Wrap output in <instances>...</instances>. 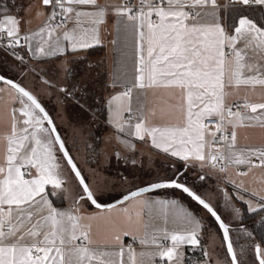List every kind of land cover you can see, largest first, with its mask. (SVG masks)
I'll return each mask as SVG.
<instances>
[{
  "label": "snow or ice",
  "instance_id": "1",
  "mask_svg": "<svg viewBox=\"0 0 264 264\" xmlns=\"http://www.w3.org/2000/svg\"><path fill=\"white\" fill-rule=\"evenodd\" d=\"M50 6L46 23L35 33L40 38L35 49L31 46L33 36L21 34L16 16L5 15L0 22V33H6L7 47H21V39L29 53L53 55L60 49L61 37L70 43L73 51L90 46L89 36L97 39L96 28L84 27L103 22L106 10L96 5V0H42ZM233 4L264 7V0H231ZM92 5L94 11L79 10L76 6ZM217 0H124V6L114 7V13L130 23L137 53L134 82L121 94L115 95L109 104L115 105V118L125 119L128 130L136 138H151L156 149L177 158L185 166L196 161L203 167L221 163L220 171L226 172L227 164L264 167V148H243L236 145L237 123L259 121L264 127V96L252 101L246 95L240 97L241 86L264 87V25H258L243 13L237 22L223 23ZM231 29V31H229ZM53 33L56 34L53 38ZM47 37V39H45ZM47 44V49L45 48ZM242 45V46H241ZM13 56L24 63V56ZM0 84L15 90L14 100L20 105L13 108L6 133H0V264H125L122 259L124 246L119 233L114 235L118 249L100 246L95 238L91 221L94 216L79 215L72 210H60L53 198L61 189L59 163L55 156L57 144L67 157L74 174L80 177L83 193L79 199H87L96 208L103 205L65 150L64 142L49 114L36 97L17 82L0 76ZM162 88L172 93V102L161 109L162 123L154 120L157 113L150 110L145 115L144 101L136 98V116L133 122V89ZM67 91V89H63ZM5 93L0 87V99ZM243 101L241 104L233 99ZM127 104V106H125ZM237 110H233V109ZM127 112V117L122 113ZM178 113V114H177ZM51 127H46L45 125ZM215 125V131L210 125ZM125 131V124L119 127ZM227 144L224 152L218 145ZM254 158L257 163H254ZM249 172H241L247 176ZM206 177L201 176L203 180ZM46 186H48L46 188ZM174 187L182 189L196 200L219 222L227 252L232 264H244L233 248L229 227L220 215L198 194L175 179L169 183H154L125 195L123 201L151 189ZM237 199L243 201V197ZM264 201V197L261 198ZM167 205L168 202H157ZM175 205V201L172 202ZM255 211V209H253ZM260 210L264 211V207ZM237 211H239L237 209ZM128 213L129 209L125 208ZM183 231L163 239L171 240L165 246L155 234L140 239L141 244L155 246L154 251H141L139 262L130 256L131 264H155V259H166L171 264H181L180 247L200 243L198 229L201 222L192 213L180 209ZM130 218V217H129ZM124 235H129L127 230ZM251 233L248 238L251 239ZM137 239L133 237V240ZM129 253L132 247L128 246ZM243 251V250H241ZM254 251L258 264H264V247L257 244Z\"/></svg>",
  "mask_w": 264,
  "mask_h": 264
},
{
  "label": "crops",
  "instance_id": "2",
  "mask_svg": "<svg viewBox=\"0 0 264 264\" xmlns=\"http://www.w3.org/2000/svg\"><path fill=\"white\" fill-rule=\"evenodd\" d=\"M132 1L137 3V0ZM217 2L220 5L219 15L223 18V23L228 24L227 18L230 9L247 8L250 10V15L247 16L258 25H264L262 23L264 22V7L243 6L240 3L233 4L231 0H217ZM15 3L18 9L15 15H17L19 21V31L21 34L33 36L31 46L35 49L36 45L40 43V38L35 33L46 23L49 6L43 5L42 0H15ZM123 3L124 0H96V5L106 10V16L103 18V22L96 25H92L88 21L85 22V28L91 30L95 27L97 30V39H92L89 36V47L73 51L70 43L63 41L61 37L60 49L63 51H56L53 55L32 54L25 49L29 60L27 65L10 58L0 50V73L8 78L2 73L7 70L13 77H17L15 68H29V65H31L49 78L61 81L62 87H59L61 98L57 102H59L60 109L66 113L69 119L73 120L74 118L67 114V104L87 112V117L84 115L82 122H76L81 127H86V142L89 144L88 147L94 150V165L89 164L88 176L92 184L95 185V188H90L97 201L103 206L113 204L125 195L154 183L175 179L174 173L163 174L164 171L160 168H167L169 165L182 167L193 176L192 181L196 183L195 185L198 188L206 187L209 183L225 197L226 203H224V206L227 202L229 203L226 212L230 211L232 202L236 203L242 218L236 221V226H230V236L233 238L235 249L244 264H258L254 247L257 244L264 247V242L260 243L256 240L253 229L257 223L264 222V211L260 210L264 207V201L261 199L264 197V167H253L249 170L248 166L245 165L227 164L225 166L226 172H221L220 162H217L215 167L211 163H205L201 167L200 163L196 161H190L191 166L186 167L177 158L156 149L152 145L150 137H146L144 140L136 138L128 130L125 119L117 120L115 118V105L109 104V101L113 96L125 91L126 87H130L137 74V53L134 36L131 29L125 31L124 27L125 24L130 22L125 17L114 13V7H121ZM76 7L84 11L95 10L92 5ZM55 36L56 34L53 33V38ZM44 46L47 49L46 43ZM8 63H11L13 67L11 68ZM0 87L5 89L4 96L0 99V133H6L12 110L13 108L19 109L20 105L14 100L17 95L15 90H11L9 94L8 85L0 84ZM63 89H67V91ZM69 94L73 98H70ZM100 95L104 97L101 134L100 114L98 113L100 111ZM245 95L252 101H259L260 97L264 96V87L260 85L254 87L241 86L240 97ZM138 96L144 101L145 115H148L150 110L154 109L156 111L157 115L154 120L157 124L162 123L160 118L161 109H167L172 102L179 103L178 99L170 100L172 93L166 89H133V99L131 101L133 122H135L136 98ZM84 98L88 99L87 103ZM233 99H236L237 102L242 101L237 97ZM257 111L258 113L264 112V110L259 109ZM244 112L251 114L250 109ZM127 116V112L122 113V117ZM85 120L86 122H84ZM122 123L125 124L124 132L119 131ZM211 130L215 131V129ZM235 130L237 133L235 143L238 148H264V127L261 126L259 121L244 122L242 124L238 122ZM226 149L227 146L220 151L224 152ZM55 156L57 157L56 151ZM254 163L258 164L255 158ZM157 170L161 172H157ZM64 171H59L58 178L62 181V187L56 190L57 195L53 198L54 206L60 210H72L79 215L96 217L91 223L96 241L100 246L107 245L110 248L118 249L119 245L115 243L114 235L119 233L121 244L124 246V255L118 259H122L125 264H131L130 256L139 262L141 259H146L140 257L139 253L141 251L155 250L154 245L139 242L146 235L150 236L155 230H158L155 231V234L163 243L165 240L163 239L164 232H168L169 236L173 232H182L181 208L192 213L202 225V228L198 229L197 232L200 243L196 246L184 244L180 247L182 253L181 264H185L186 260L192 255L195 256L196 253L198 254V264H227L225 260V255H227L225 243L221 244L217 232L206 231V216L195 208L189 200L181 196L178 193L179 191L174 189L159 190L135 197L111 208L100 209L92 205L86 198L79 199L81 195L85 196L82 187L77 181L73 182L69 174L66 177ZM241 172H249V174L243 176L240 175ZM158 175L161 177L157 178ZM147 176L150 177V181H148ZM201 176L206 178L201 180ZM83 177L90 186L84 174ZM136 177H140L138 183L128 185L125 188L119 187L114 191H111L107 186L100 185V180L110 183L112 179L116 178L137 180ZM66 183L70 185L69 191L64 190ZM238 196L243 197V201L237 199ZM165 201L168 202L167 205L157 203ZM173 201H175L174 206L172 205ZM125 208L129 209L128 213L124 212ZM255 212H258L255 221H250L246 225L241 224L244 213ZM232 229H234V232H232ZM124 230H127L129 235H124ZM248 233L252 234L251 239L248 238ZM133 237L137 239L133 240ZM130 240L135 242V245L131 246L132 253L128 251ZM167 240L169 244L166 246H171V240ZM158 259L159 257L155 259V264Z\"/></svg>",
  "mask_w": 264,
  "mask_h": 264
},
{
  "label": "rangeland",
  "instance_id": "3",
  "mask_svg": "<svg viewBox=\"0 0 264 264\" xmlns=\"http://www.w3.org/2000/svg\"><path fill=\"white\" fill-rule=\"evenodd\" d=\"M2 19H3V16H0V22H2ZM8 65L11 68L13 67L11 63H8ZM15 71H16L17 77H13L11 74L8 73L7 70H4L2 73L3 75L7 76L9 79L11 80L13 79V81H17L18 84L23 86L28 92H30L34 97H36L37 100L44 106V108L47 110V112L53 119V122L56 125L62 137V140L65 142L66 148L70 152L82 176L84 174L85 177L88 179V182L90 184L89 188L90 187L95 188V185L92 184V181L90 177L88 176L89 164L94 165L93 163L95 160L94 155H93L94 150L88 147L89 144L86 142L87 141V138H85V134H87L86 127H81L80 125H78V122H76V121L82 122L83 120L82 117L84 118V115H86L87 117V112L81 111L77 107H72L71 104H67L68 105L67 114L70 115L72 118H74L73 119L75 121L74 122L72 119H69L67 117L66 113L62 109H60L61 106L60 104H58L59 102H57L61 98V94L59 92V87H62V84L60 83L61 81L59 82L57 80L55 81L54 79L49 78L47 75L42 74V72L39 69H36L35 67L31 65H29V68L28 67L15 68ZM69 97L73 98L71 94H69ZM84 99L86 100L85 102L87 103L88 99L87 98H84ZM103 101H104V97L100 95V115H99L100 134L102 132V123H103V118H102ZM50 103H53V104L51 105ZM55 107L57 109H54ZM84 122H86V120ZM45 126L49 127L47 124ZM55 151L57 154L58 163L60 165L59 171L63 172V170H65L64 173L66 177L69 174V177L71 178V180H73V182H76V181L78 182L75 174L73 173L69 164L65 160L61 150H59L58 144L56 146ZM160 169L164 171L163 174L170 173V172L174 173L175 175L173 176L175 177V179H177L181 183H184L185 185H188L191 190L193 189L195 193H197L202 199L208 202L219 213V215L221 216L225 224L228 225L229 227L236 226L237 224L236 221L242 218L239 211H237L238 206L234 202H232V206H230V211L226 212L228 210L227 204L229 203L227 202V204L224 206V203H226L225 197L218 190H215V187L211 186L209 183L206 185V187L203 186L202 188H198L195 185L196 183L192 181L193 176L189 172L185 171L182 167H174L172 165H169L167 166V168L163 167ZM157 172H161V171L157 170ZM160 177H161L160 175L157 176V178H160ZM135 179L137 180H127V179L121 180V179L116 178V179H112L110 183H107V182L105 183L104 181L100 180V185L107 186L108 188L111 189V191L112 190L114 191V190H117L119 187L125 188L128 185L138 183L140 180V177L139 178L136 177ZM147 179L148 181H150L149 176H147ZM69 187H70L69 183H66L64 190L69 191L70 190ZM178 193L181 196H183L181 192H178ZM183 197L189 200L195 208H197L200 212H202L206 216L205 217L206 218L205 220L206 231L207 232H211V231L217 232V234H219V240L221 241V244H223L224 242L223 237L219 233L220 231L218 230L216 224L214 223L213 219L208 214V212L202 209L199 205H196L190 199L186 198L185 196ZM232 230H233L232 232H234V229ZM237 255H238V258L241 259V256L239 255V253H237ZM225 260L227 261V264H232L227 255H225Z\"/></svg>",
  "mask_w": 264,
  "mask_h": 264
},
{
  "label": "trees",
  "instance_id": "4",
  "mask_svg": "<svg viewBox=\"0 0 264 264\" xmlns=\"http://www.w3.org/2000/svg\"><path fill=\"white\" fill-rule=\"evenodd\" d=\"M15 0H0V16H4V15H8V14H16L18 9L15 5ZM250 10H248L247 8H234V9H230L228 11V18H227V23L228 24H232V23H235L237 22L238 18L241 16V14L243 13L244 15H250ZM264 23V22H262ZM104 105H102V114L104 113ZM100 114V111L98 112ZM103 117V115H102ZM184 184V183H183ZM188 186V185H186ZM189 187V186H188ZM190 188V187H189ZM193 190V189H192ZM177 191V190H176ZM194 191V190H193ZM180 192V191H179ZM182 193V192H181ZM183 196H185L186 198L190 199L191 201H193L190 197H188L186 194L182 193ZM194 202V201H193ZM196 205H198L196 202H194ZM200 206V205H199ZM201 207V206H200ZM202 208V207H201ZM203 209V208H202ZM206 211V210H205ZM209 214V213H208ZM210 215V214H209ZM258 215V212H255V213H244V217L242 219V222L241 224L242 225H246L247 223H249L250 221H255V217ZM211 216V215H210ZM211 218L213 219L214 223L216 224L218 230L220 231L219 233L221 234L222 236V233H221V230H220V227L218 226L217 222L214 220V218L211 216ZM230 229V227H229ZM253 232H254V236L256 238V240H258L260 243H263L264 242V222H261V223H257L255 226H254V229H253ZM231 233V231H230ZM223 237V236H222ZM231 240H232V243H233V246H234V249H235V243L233 241V238L231 237ZM226 247V246H225ZM235 252L237 254V251L235 249ZM226 253H227V256L229 257L228 255V252H227V249H226ZM196 257H198V254L196 253L195 255ZM230 259V258H229Z\"/></svg>",
  "mask_w": 264,
  "mask_h": 264
},
{
  "label": "built area",
  "instance_id": "5",
  "mask_svg": "<svg viewBox=\"0 0 264 264\" xmlns=\"http://www.w3.org/2000/svg\"><path fill=\"white\" fill-rule=\"evenodd\" d=\"M132 3L135 5L136 2H133ZM124 6V3L123 5ZM121 6V7H122ZM226 7H229V6H226ZM51 12V7L49 6V13ZM23 35V34H22ZM8 37H7V34L6 33H0V50L5 53L7 56H9L10 58L14 59V60H17L14 56H13V52H15V56H24L25 57V60H24V63L23 64H28L29 60H28V57L26 56V53H25V49H26V44L25 42L21 39V45H24V46H21V47H14V48H9L7 47V43H8ZM18 61V60H17ZM20 62V61H19ZM238 103L241 104V107L239 108V110L241 112H244L245 108H243V101H239ZM234 111L237 110V109H233ZM211 129H215V125L212 124L209 126ZM227 146L226 143L224 144H221V145H218L219 147V150L225 148ZM165 246L169 244V241L168 240H164L163 243ZM128 245L129 246H133L135 245V242L133 240H130L128 242ZM199 261H198V258L196 256H191L188 260H186L185 264H198ZM156 264H170L169 261H167L166 259H158L157 260V263Z\"/></svg>",
  "mask_w": 264,
  "mask_h": 264
},
{
  "label": "water",
  "instance_id": "6",
  "mask_svg": "<svg viewBox=\"0 0 264 264\" xmlns=\"http://www.w3.org/2000/svg\"><path fill=\"white\" fill-rule=\"evenodd\" d=\"M0 76H2V74L0 73ZM4 77V76H3ZM8 79V78H7ZM26 90V89H25ZM30 93V92H29ZM31 94V93H30ZM32 95V94H31ZM42 105V104H41ZM43 106V105H42ZM44 107V106H43ZM46 110V109H45ZM47 111V110H46ZM48 113V112H47ZM49 114V113H48ZM50 116V115H49ZM50 118H51V116H50ZM51 120L53 121V119L51 118ZM54 123V122H53ZM49 127H51L50 125H48ZM56 126V125H55ZM57 128V127H56ZM58 130V129H57ZM59 132V131H58ZM60 134V133H59ZM61 136V135H60ZM62 138V137H61ZM64 142V141H63ZM64 145H65V143H64ZM59 146V145H58ZM65 150L69 153V155H70V157H71V159H72V161L74 162V160H73V158H72V156H71V154H70V152L68 151V149L66 148V146H65ZM62 152V154H63V151H61ZM64 156V155H63ZM64 158H65V160L67 161V157H65L64 156ZM75 163V162H74ZM75 165H76V163H75ZM70 166V168H71V165H69ZM77 166V165H76ZM77 169H78V167H77ZM71 170H72V168H71ZM79 170V169H78ZM73 171V170H72ZM79 172H80V170H79ZM74 173V172H73ZM81 173V172H80ZM82 175V174H81ZM76 176V175H75ZM83 177V176H82ZM76 178H77V180H78V182H79V180H80V177H77L76 176ZM84 178V177H83ZM175 180H177V179H175ZM86 181V180H85ZM178 181V180H177ZM179 182V181H178ZM87 183V182H86ZM161 183H169V181H167V182H161ZM181 183V182H180ZM183 184V183H182ZM81 187H82V189H83V186L81 185ZM188 187V186H187ZM149 188H150V186H149ZM165 189H174V190H177V191H180V192H182V193H184L183 192V190L182 189H178V188H174V187H164V188H157V189H151L150 191H148V192H144V193H141L140 195H138V196H142V195H145V194H149V193H152V192H156V191H159V190H165ZM190 189V188H189ZM191 190V189H190ZM137 191H139V190H137ZM193 191V190H192ZM194 192V191H193ZM85 194V193H84ZM184 194H186V193H184ZM197 194V193H196ZM129 195V194H128ZM187 195V194H186ZM138 196H136V197H138ZM188 196V195H187ZM85 197H86V194H85ZM189 197V196H188ZM133 198H135V197H131L130 199H133ZM191 198V197H190ZM123 199V198H122ZM122 199H120V200H118L117 202H115V203H113V204H110V205H107V206H102L100 209H106V208H111V207H114V206H117V205H120V204H122V203H125L126 201H123L122 202ZM129 199V200H130ZM192 199V198H191ZM194 202H196L198 205H200L196 200H194V199H192ZM204 200V199H203ZM205 201V200H204ZM206 202V201H205ZM206 203H208V202H206ZM209 204V203H208ZM210 205V204H209ZM202 208H203V206L202 205H200ZM211 206V205H210ZM212 207V206H211ZM213 208V207H212ZM204 209V208H203ZM214 209V208H213ZM204 210H206V209H204ZM215 210V209H214ZM207 211V210H206ZM216 211V210H215ZM208 212V211H207ZM217 212V211H216ZM209 213V212H208ZM218 213V212H217ZM210 214V213H209ZM219 214V213H218ZM211 215V214H210ZM221 217V216H220ZM215 220V219H214ZM223 220V219H222ZM216 221V220H215ZM217 222V224H218V226H219V222L218 221H216ZM224 222V221H223ZM225 223V222H224ZM228 226V225H227ZM229 227V226H228ZM221 230V233H222V229H220ZM229 235H230V229H229ZM222 236H223V233H222ZM230 239H231V236H230ZM224 240V239H223ZM232 241V240H231ZM224 243H225V246H226V249H227V244H226V242L224 241ZM233 248H234V246H233ZM234 251H235V249H234ZM228 255H229V253H228ZM229 258H230V261H231V257H230V255H229ZM232 263V262H231Z\"/></svg>",
  "mask_w": 264,
  "mask_h": 264
}]
</instances>
